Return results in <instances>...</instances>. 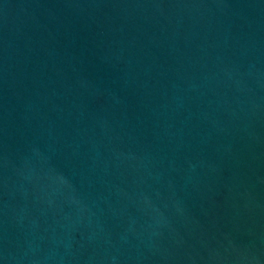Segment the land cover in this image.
I'll return each mask as SVG.
<instances>
[{"label": "water", "instance_id": "obj_1", "mask_svg": "<svg viewBox=\"0 0 264 264\" xmlns=\"http://www.w3.org/2000/svg\"><path fill=\"white\" fill-rule=\"evenodd\" d=\"M0 264H264V0H0Z\"/></svg>", "mask_w": 264, "mask_h": 264}]
</instances>
